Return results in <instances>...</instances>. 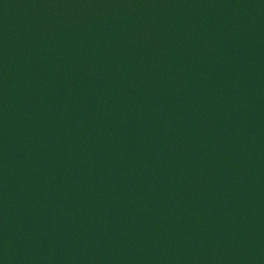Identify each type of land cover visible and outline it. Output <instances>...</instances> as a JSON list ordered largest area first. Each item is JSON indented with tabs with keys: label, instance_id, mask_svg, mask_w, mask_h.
Returning a JSON list of instances; mask_svg holds the SVG:
<instances>
[{
	"label": "water",
	"instance_id": "95a60500",
	"mask_svg": "<svg viewBox=\"0 0 264 264\" xmlns=\"http://www.w3.org/2000/svg\"><path fill=\"white\" fill-rule=\"evenodd\" d=\"M0 264H264V0H0Z\"/></svg>",
	"mask_w": 264,
	"mask_h": 264
}]
</instances>
